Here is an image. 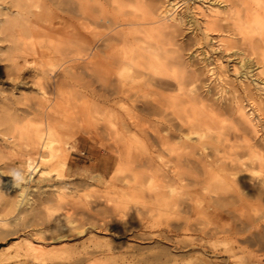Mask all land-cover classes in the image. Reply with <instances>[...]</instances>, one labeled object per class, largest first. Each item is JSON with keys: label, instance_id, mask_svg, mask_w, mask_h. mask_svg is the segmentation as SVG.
Returning a JSON list of instances; mask_svg holds the SVG:
<instances>
[{"label": "bare ground", "instance_id": "1", "mask_svg": "<svg viewBox=\"0 0 264 264\" xmlns=\"http://www.w3.org/2000/svg\"><path fill=\"white\" fill-rule=\"evenodd\" d=\"M167 1L18 0L17 10L10 14L20 16L25 23L30 14L37 21L49 20L45 28L39 25L34 31L28 27L30 38L21 40V44L14 39L18 55L35 60L33 57H39L46 48L59 49L70 66L80 68L82 77L89 81L131 82V112L160 116L165 122V135L152 134L164 143L167 154L163 164L164 194L166 203L176 205L181 214L177 228L195 235L194 242L185 246L194 249V264H240L241 258L248 259L246 264H264V161H260L264 153L256 149L258 129L254 123L259 113L251 105L245 109L236 99L212 98L208 95L211 90H201L202 71L184 58L185 47L180 39L182 16L169 5L173 1ZM194 1L198 3L195 11L202 19V36H211L206 46L216 53V75L227 77L222 68L233 56L241 66H254L264 76V0ZM175 3H179L177 7L181 3L188 7L185 0ZM13 22L14 18H0V29L4 32ZM238 81L242 92L245 91ZM37 82L34 85L38 89L31 97L32 109L50 100ZM132 119L131 126H137L139 121ZM184 131L194 136L183 134ZM52 135L55 131L48 130L31 144L48 149L45 161L62 168L65 152L56 148L50 151L56 142ZM172 139L177 142L172 143ZM187 140H196V146ZM37 168L34 158L24 160L27 176L40 173ZM256 169L261 174L253 179L251 174ZM237 172L246 175L236 179L232 175ZM17 175H4L0 180V198L4 199L8 190L16 191L12 202L15 207L28 204V195L32 194L26 183L29 178L20 172ZM51 190L41 191L45 200L60 203L65 197L70 201L79 198L76 194L68 196L60 188ZM44 215L49 223L53 222L47 226L49 229L65 227L61 215L50 214L47 209ZM218 238L223 240L219 242ZM62 241L61 236L53 239L49 243L54 246L50 248L25 242L24 249L13 255L3 247L0 259L46 264V257L64 252L65 245H56ZM209 253L214 260L207 258ZM221 255L225 258L217 259ZM86 260L88 257L78 258L76 263Z\"/></svg>", "mask_w": 264, "mask_h": 264}, {"label": "rangeland", "instance_id": "2", "mask_svg": "<svg viewBox=\"0 0 264 264\" xmlns=\"http://www.w3.org/2000/svg\"><path fill=\"white\" fill-rule=\"evenodd\" d=\"M16 1L0 0V18H14L9 29L4 32L0 29V180L4 175L18 176V172L27 176L24 160L28 157L36 160L41 172L27 176L28 182L22 181L32 192L28 204L15 207L14 190H8L9 194L0 198V253L5 250L3 247H7L10 255L21 252L25 242L50 248L54 244L49 242L61 236L64 241L56 245H65L64 252L60 250L58 256L46 257V264H194L195 253L191 252L194 249L185 246L194 242L195 235L177 228L181 214L176 205L166 203L164 194L163 164L167 154L164 143L152 134L165 135V122L160 116L131 112V82L89 81L82 77L80 68L70 66L59 49L46 48L39 57L34 54L35 60L19 57L17 39L21 44V40L30 38L29 28L34 31L39 25L45 28L49 20L37 21L30 14L25 23L20 16L10 14L17 10ZM170 1L172 9L182 16L180 39L185 47L184 58L202 71L201 90H211L208 95L212 98L236 99L245 109L256 108L259 113L254 120L258 129L256 149L264 153V76L256 67H243L229 56L222 68L227 77H218L213 63L216 53L206 46L211 36L205 38L200 31L202 19L195 11L198 3L185 0L190 9L183 3L177 7V0ZM235 79L242 82L245 91ZM34 81L50 98L38 109L30 107L31 97L38 89ZM131 119L139 124L131 126ZM48 130L55 131L52 136L56 141L50 151L56 148L65 152L62 168L45 161L48 149L31 144ZM183 134L194 136L189 131ZM150 137L154 140L150 141ZM78 141L89 145L95 156L107 155L112 169L116 164L106 179L69 175L67 162L77 151ZM187 142L197 144L196 140ZM256 170L251 174L253 179L260 177L261 172ZM235 174L232 176L236 179L246 175ZM52 188L66 190L68 196L76 194L79 198L71 202L65 197L60 203L45 200L41 191ZM45 208L50 214L61 215L65 227L49 229L47 226L53 222L45 218ZM83 257L88 260L76 263ZM207 258L215 259L210 253ZM245 260L248 259L241 258L238 263L244 264ZM20 261L0 259V264H23Z\"/></svg>", "mask_w": 264, "mask_h": 264}, {"label": "crops", "instance_id": "3", "mask_svg": "<svg viewBox=\"0 0 264 264\" xmlns=\"http://www.w3.org/2000/svg\"><path fill=\"white\" fill-rule=\"evenodd\" d=\"M76 148L77 151L71 154V158L67 162L71 177H92L95 179L100 177L106 179L114 170L116 164L112 169L107 155L99 153L95 156L89 145H85L82 141L77 142Z\"/></svg>", "mask_w": 264, "mask_h": 264}]
</instances>
